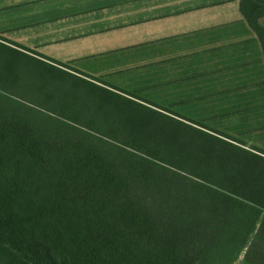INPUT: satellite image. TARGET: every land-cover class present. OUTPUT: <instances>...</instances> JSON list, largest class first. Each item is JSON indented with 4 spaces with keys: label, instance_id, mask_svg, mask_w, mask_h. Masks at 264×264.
Wrapping results in <instances>:
<instances>
[{
    "label": "trees",
    "instance_id": "16d2710c",
    "mask_svg": "<svg viewBox=\"0 0 264 264\" xmlns=\"http://www.w3.org/2000/svg\"><path fill=\"white\" fill-rule=\"evenodd\" d=\"M240 8L254 25L264 0H241ZM5 49L12 54L0 52V264H232L244 248L243 264H264L263 156L56 67L33 70ZM59 81L121 114L110 129L125 127L126 143L52 122L5 93L55 104L51 84ZM63 98L59 112L71 103ZM155 137L176 146L166 151ZM148 148L159 152L142 154Z\"/></svg>",
    "mask_w": 264,
    "mask_h": 264
},
{
    "label": "crops",
    "instance_id": "0c3cea01",
    "mask_svg": "<svg viewBox=\"0 0 264 264\" xmlns=\"http://www.w3.org/2000/svg\"><path fill=\"white\" fill-rule=\"evenodd\" d=\"M240 1L0 0V52L264 157V15Z\"/></svg>",
    "mask_w": 264,
    "mask_h": 264
},
{
    "label": "rangeland",
    "instance_id": "374dc122",
    "mask_svg": "<svg viewBox=\"0 0 264 264\" xmlns=\"http://www.w3.org/2000/svg\"><path fill=\"white\" fill-rule=\"evenodd\" d=\"M33 75H36V72H31V73H28V75H24L21 82H23V83L29 82L30 80L35 78V77H32ZM59 82L58 83L54 82V84L53 83L51 84L53 87L54 93L58 94V96H55L56 98L54 100V103L61 105L62 103H60V102H64L66 100L63 97L67 98V101H69L71 103H69V108L65 112H63L62 110H60L62 112H59L57 110L58 109L57 107L59 105H55L53 103L44 104V103L37 102L36 100L30 98L29 96H26L25 94H23L24 92L18 93V92H14L10 89H7V90L5 89V91H6L5 93L10 95L16 101L20 102V104L25 105V106H29V107L35 109L36 111H38L39 113H43L44 115L48 116V118L52 122L63 121V122H67L70 124H76L77 123V125L79 124V126L82 129L86 130L87 132L93 133V135L95 134L96 136H99L103 139H107L109 141H116V143H119V144H122L125 142L122 138L128 139L125 127L120 128L118 131L115 129H113V130L110 129V128L116 126V124H118V122L120 121L119 120L120 117L122 118V115L117 113V111L114 108H112L110 106L103 105L102 108L100 109L97 107V104H95L94 102L91 103L90 101H88L89 98L86 97L84 95V93H82L85 91L81 92L80 89L77 87H69V86L64 84L65 82L64 83L61 81H59ZM25 91L28 92L27 90H25ZM128 94H129L128 96H130L132 98H138V97H136V95H134L132 93H128ZM27 95H29V94H27ZM74 109H75V111H74ZM81 109H84V110L81 111ZM164 111L170 115L175 114V113H172V111L169 109H166ZM100 121H102L103 125H99ZM95 122H97L96 125H94ZM152 122L156 123L157 121H152ZM190 122L192 124H195L201 128L208 130L207 127L200 125V123L198 124V123H195L193 121H190ZM89 123L94 125L95 127L98 126V128L97 129H95L94 127L89 128L90 126L89 127L86 126V124H89ZM94 130H97L96 132L98 134L93 132ZM136 130H137V128L135 126H131L128 128V134H135ZM143 131L146 134L154 133L153 127L151 125H146ZM161 133H162V131H161ZM176 140L178 141L179 146H181L183 148L186 147V146H184L185 145L184 141H186V138L181 137V139H179V137H178ZM155 141H157V137H155ZM157 142H161L162 143L161 148H163L166 151L169 149L168 147L172 146V148H173L176 146L175 144H173L168 139H165L164 141H157ZM124 147L130 148L126 144H124ZM158 150H159L158 148L157 149L148 148L146 150H142L141 152H142V154H145V155L148 154L150 156H153V155L158 154L157 153V152H159ZM251 237H252V235L250 236V238ZM244 251H245V248L242 250L241 254L238 256V258L232 264H243L242 257H243Z\"/></svg>",
    "mask_w": 264,
    "mask_h": 264
}]
</instances>
